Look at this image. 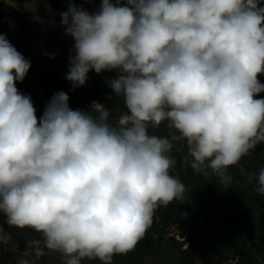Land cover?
<instances>
[{"label":"clouds","instance_id":"1","mask_svg":"<svg viewBox=\"0 0 264 264\" xmlns=\"http://www.w3.org/2000/svg\"><path fill=\"white\" fill-rule=\"evenodd\" d=\"M61 17L74 38L66 79L75 88L90 71L115 72L109 86L126 112L111 123L104 105L73 110L60 91L38 120L16 87L31 63L0 34V213L40 234L29 242L37 258L113 264L158 207L183 200L173 140L186 142L194 171L224 184L264 143V0H101L96 13L70 5ZM165 121L178 136L149 134ZM257 180L264 196V169ZM10 239L0 227V246Z\"/></svg>","mask_w":264,"mask_h":264},{"label":"rangeland","instance_id":"2","mask_svg":"<svg viewBox=\"0 0 264 264\" xmlns=\"http://www.w3.org/2000/svg\"><path fill=\"white\" fill-rule=\"evenodd\" d=\"M0 0V34L31 63L22 82L16 87L31 97L38 120L44 109L33 88L37 69L61 68L68 74L70 57L74 56V38L66 34L61 13L70 5L90 14L100 10L101 0ZM115 2V0H113ZM115 72L94 70L88 79L101 89L100 97L87 101L73 110L90 112L93 102L109 109V122L115 123L126 112L123 98H117L109 86ZM264 84V74L258 76ZM264 99V92L256 96ZM149 134L172 139L179 133L165 121L158 127L149 126ZM169 153L175 160L170 174L186 188L183 200L158 207L151 227L134 250L113 257V264H264V196L256 191L258 173L250 172V157L244 156L227 169L228 184L211 173L205 176L194 171L190 164L186 142L173 140ZM252 183V188L250 187ZM243 184V185H240ZM7 218L0 213V227ZM11 239L7 251L0 246L3 264H64L58 252L35 257L30 241L41 239L29 228L9 226ZM6 253V254H5ZM5 255V256H4ZM82 264H101L99 260H84Z\"/></svg>","mask_w":264,"mask_h":264},{"label":"trees","instance_id":"3","mask_svg":"<svg viewBox=\"0 0 264 264\" xmlns=\"http://www.w3.org/2000/svg\"><path fill=\"white\" fill-rule=\"evenodd\" d=\"M34 76L36 79L33 88L40 98L39 105L43 107L44 111L53 95L60 91L68 94L70 108H78L87 101L100 97L101 89L93 81L87 79L84 86L74 88L72 83L66 79V72L61 68H53L47 71L37 69ZM247 156L250 157L251 173H258L261 169H264V143L258 144ZM254 177H258V175ZM250 187L252 188L251 182Z\"/></svg>","mask_w":264,"mask_h":264},{"label":"crops","instance_id":"4","mask_svg":"<svg viewBox=\"0 0 264 264\" xmlns=\"http://www.w3.org/2000/svg\"><path fill=\"white\" fill-rule=\"evenodd\" d=\"M2 227H3V226H2ZM3 229H4V231H5L6 233L9 232V225L7 224V222L5 223V226L3 227ZM7 248H8V244L5 245V248H4V251H3V252L7 251ZM5 254H6V253H5ZM4 256H5V255H4ZM0 264H3V262H2V255H0Z\"/></svg>","mask_w":264,"mask_h":264}]
</instances>
